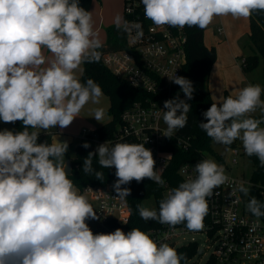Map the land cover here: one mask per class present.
<instances>
[{
  "label": "clouds",
  "instance_id": "clouds-1",
  "mask_svg": "<svg viewBox=\"0 0 264 264\" xmlns=\"http://www.w3.org/2000/svg\"><path fill=\"white\" fill-rule=\"evenodd\" d=\"M144 15L156 26L183 29L207 28L215 17L248 18L264 12V0H140ZM117 29L130 31L117 14ZM134 39L143 36L135 25ZM102 44L94 29L93 12L79 6V0H0V121H22L23 130L0 131V264H187L184 253L166 242L132 228L125 233L93 234L87 219H98L86 195L69 179L65 154L67 142L37 143L40 132L56 126L68 127L89 102L99 104L101 87L85 82L76 71L83 63L98 62ZM52 55L46 57L44 51ZM186 99L164 101L163 136L171 138L187 126L193 98L192 82L173 75ZM264 89L248 84L220 104L204 112L199 127L215 143L242 142L248 156H256L264 167V119L249 114L264 113ZM105 110L96 108L97 122ZM32 129V131H30ZM84 148L90 145L84 143ZM101 168H115L113 188L118 199H126L130 188L122 187L145 178L163 185L155 170L152 151L144 143L98 145L83 161V172L103 181L104 173L93 168V156ZM170 157V156H169ZM194 176L169 189L159 210L137 205L139 216L174 228L184 224L189 231H201L208 214L207 198L229 181L223 165L203 159L194 165ZM244 196L250 189H237ZM246 209L264 217V203L251 197ZM123 223L127 224L126 221Z\"/></svg>",
  "mask_w": 264,
  "mask_h": 264
},
{
  "label": "built area",
  "instance_id": "built-area-1",
  "mask_svg": "<svg viewBox=\"0 0 264 264\" xmlns=\"http://www.w3.org/2000/svg\"><path fill=\"white\" fill-rule=\"evenodd\" d=\"M123 19L128 22L130 29L125 31L126 48L104 53L102 62L118 80L145 92L148 97L135 102L122 113L115 138L108 144L111 146L112 142L117 140L144 143L145 147L152 151L157 174L165 181L163 185L156 183L165 197L169 189L177 187L195 175L193 164H181L177 170L180 183L173 185L171 178L167 176L174 157L171 148L175 144L179 149L187 151L190 139L181 138L177 134L171 138L165 137L162 135L164 130L160 127L163 116L161 111H166L164 101L169 100L176 86L169 77L182 76L187 62L188 37L185 27L179 29L167 25H154L145 17L140 0H124ZM136 24H139L143 31V36L138 40L134 39ZM219 32H222V29H219ZM249 115L261 118L264 113ZM82 133L84 140L91 134L86 129ZM232 155L236 159L239 150L233 148ZM233 162L237 163L236 160ZM228 177L229 181L214 189L213 195L207 198L208 214L204 218V228L201 231H189L184 224L174 228L161 224L144 232L158 244L166 242L176 250L191 244L197 245V252L188 261L189 264H199L193 260L202 253L199 254L198 242L194 240L186 242L185 236L200 233L206 236V249L210 252L207 261L213 257L217 264H264V222L249 214L242 193L237 190L239 185L248 187L250 183ZM144 180L151 181L148 178ZM79 189L87 196L98 217L87 219L85 222L88 225L96 224L104 229V234L112 233L117 228L125 233L129 232L126 229L131 218L129 195L126 199H118L112 184L85 186ZM124 221L127 224L123 223ZM93 234H97V231L95 230Z\"/></svg>",
  "mask_w": 264,
  "mask_h": 264
},
{
  "label": "trees",
  "instance_id": "trees-1",
  "mask_svg": "<svg viewBox=\"0 0 264 264\" xmlns=\"http://www.w3.org/2000/svg\"><path fill=\"white\" fill-rule=\"evenodd\" d=\"M93 1L94 0H79V6L89 11ZM185 30L188 37L186 46L187 62L183 68L182 77L192 82L194 92L193 98L191 100H186V102L191 105V110L188 113L187 126L178 130L176 134L181 138L190 139V145L187 151L179 149L175 144L171 148L174 157L167 171V176L171 178L173 185L180 183L179 177L177 176L179 166L184 163L195 165L197 162L203 160L206 153H212L211 143L213 141L199 127V124L201 122H207L202 113H204L212 103H215L210 96L208 82L211 70L217 60L216 49L205 45L204 29L195 26H185ZM249 39L252 52L246 57L242 64L245 74L252 73L264 62V12L256 11L250 16ZM124 48H126L125 31L122 28L117 29L116 26L109 27L107 29V41L98 49L101 53L100 60L93 63H83L84 73L83 76L79 78L81 82H85L88 79L94 80L101 87L102 92L110 99L108 114L111 120L90 134L88 137L89 139H97L99 142H109L113 140L119 129L122 113L133 106L135 102L144 100L148 97L145 92L134 89L118 80L102 62L104 53ZM177 96H179L180 99H186L179 85L173 88L169 100ZM229 96L232 95L225 92L224 99ZM256 119L261 118L256 117ZM22 130V121H16L14 123L13 132L15 133ZM30 131H32V129H30ZM45 142L53 143L52 134H39L37 143ZM118 142L127 143L123 140H117L114 143L112 142L111 146H114ZM83 144L84 140L80 141L77 149V156L71 161L72 169L69 179H71L78 188L106 184L113 185L117 179L115 176L116 169L114 167L110 169L101 168L97 162V155L93 156V168L104 173L103 181L97 180L94 176H90L83 172V161L88 156V148H84L82 146ZM250 159L253 164V172L249 181L250 185L248 186L250 189L249 195L244 196L242 194L245 205L253 196L264 203V167L260 165L256 156H251ZM122 187H127L131 190L128 199L131 218L126 229L131 231L132 228H139L142 231H146L159 227L161 224L157 221L143 220L139 216L137 205L142 207L144 201L154 198L158 211L159 203L164 198L161 188L157 186L156 183L146 180L139 183L133 180L130 184ZM249 214L253 216L250 212ZM259 219L264 222V217H260ZM177 251L178 253H184L186 255L187 264H189L188 261L191 260L197 252V245L191 244L181 247ZM182 264H184L183 261ZM206 264H217V262L211 257Z\"/></svg>",
  "mask_w": 264,
  "mask_h": 264
},
{
  "label": "crops",
  "instance_id": "crops-1",
  "mask_svg": "<svg viewBox=\"0 0 264 264\" xmlns=\"http://www.w3.org/2000/svg\"><path fill=\"white\" fill-rule=\"evenodd\" d=\"M93 3L94 1L92 4ZM95 9L98 10L99 8L95 7L92 11L94 15V29L101 44L104 45L107 40V29L115 25H112L113 23L110 24L106 29V35H104V27H106V25H104V12L101 10L94 14ZM119 15L121 14L119 13ZM219 29H222V32H219ZM249 31L250 17L246 19H237L233 18L232 16L215 17L210 25L204 29L205 45L207 47L215 48L217 53V60L211 70L208 82L210 96L216 104H220L224 100L225 92H228L232 96L236 97L240 89L247 86L248 84H252V82L248 80V74H245L242 68L244 60L252 52ZM103 36L105 37L103 38ZM44 55L46 57H51L52 54L45 50ZM261 67L264 71V62L260 64L258 69L262 70ZM83 73L84 68L82 64L80 69L76 71V75L78 78H81ZM254 113L255 115H258L256 114L258 113V109ZM104 121L105 118L101 122H91V124H87V127H89L90 130L86 128L84 129L92 133L97 128L101 127V125H104ZM14 123H4L3 121H0V127L2 128V131L4 129L13 131ZM72 123L63 129H61L59 126H56L53 129H50L48 132L42 130L40 134H52V136H55V141L57 139L62 141V139L66 138L72 141L76 139L79 140V142L84 140L83 133L79 134L78 131L70 128Z\"/></svg>",
  "mask_w": 264,
  "mask_h": 264
},
{
  "label": "rangeland",
  "instance_id": "rangeland-1",
  "mask_svg": "<svg viewBox=\"0 0 264 264\" xmlns=\"http://www.w3.org/2000/svg\"><path fill=\"white\" fill-rule=\"evenodd\" d=\"M95 7H98L99 9L98 10L95 9L94 14L97 13L98 11H101V10H103V12H104V19H105L104 25H106V27H104V30H105L104 35H106L107 27L112 23H113L112 25H115L113 22L114 21L113 18L119 13L123 17L124 0H100V1L94 0V3L92 4V7H91L89 12H92ZM111 17H112V19H111ZM104 37L105 36H103V38ZM257 69L255 71H253L252 73L248 74V80L250 82H252V84H254V85L258 84L261 86L262 89H264L263 88L264 71H263L262 67H261L262 70H260V69L257 70ZM262 99L264 100V91H262ZM109 106H110V99L108 96H106L103 93V95L100 98L99 104H93V103L89 102L88 104H86L83 107V109L79 113V116L73 120L72 126L70 128L78 131L79 134L82 133L84 128L89 129V127H87L88 126L87 124H91V122L92 123L97 122L94 118H92L93 110L96 108H101V107L105 110V117H104L105 121L104 122L105 123L109 122L111 120V118L107 112ZM253 114L255 115V113H253ZM256 114H258V115L261 114L259 109H258V113H256ZM261 119H264V116L261 115ZM160 127L163 130H165V128H166V125L164 124L163 119H161V121H160ZM0 131H2L1 127H0ZM54 137L55 136H52L53 142H55ZM58 140L60 142H67L68 143V150L65 154V163H67V161H69V160L70 161L74 160L77 156V149H78V145L80 143L79 140L75 139L74 141H72V140L67 139V138L62 139V141L60 139H58ZM84 143H88L90 145L89 147H93L96 149L98 145H101L105 142H97L96 140L88 138V139L84 140ZM233 148H237L239 150V155L236 157V159L232 155ZM211 149H212V153H206L205 157L207 159H213L218 164L223 165V167L225 168V174L226 175L231 176V177L238 179V180L250 181L251 176H252V172H253V164L251 162L250 157L248 155H246L244 148H243V145H242V142L240 140H236L231 145H227V146L223 145V144H218V143H215L214 141H212ZM234 160L237 161L236 164H234V162H233ZM142 207L156 210V203H155L153 198H150L143 203ZM94 225L93 224L88 225L92 232H94L96 230L97 234L104 233L103 228L97 226L96 224H94ZM185 240H186V242L190 241V240H194V241L198 242L199 254L202 253V255H199V257L194 258L193 261L194 262L197 261V262H199V264H206L208 257H209V254H210L209 250L206 249V247H207L206 236L204 234H201V233L200 234H188L185 236Z\"/></svg>",
  "mask_w": 264,
  "mask_h": 264
},
{
  "label": "water",
  "instance_id": "water-1",
  "mask_svg": "<svg viewBox=\"0 0 264 264\" xmlns=\"http://www.w3.org/2000/svg\"><path fill=\"white\" fill-rule=\"evenodd\" d=\"M263 127H264V125H263ZM95 148H93V147H88V154L90 153V152H95ZM95 156V155H94ZM71 161L69 160V161H67V163H66V172L70 175L71 174Z\"/></svg>",
  "mask_w": 264,
  "mask_h": 264
}]
</instances>
